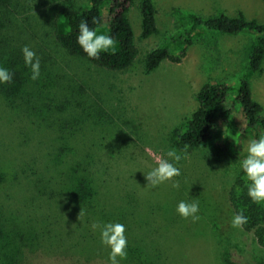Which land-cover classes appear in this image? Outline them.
Instances as JSON below:
<instances>
[{"label": "rangeland", "instance_id": "rangeland-1", "mask_svg": "<svg viewBox=\"0 0 264 264\" xmlns=\"http://www.w3.org/2000/svg\"><path fill=\"white\" fill-rule=\"evenodd\" d=\"M7 2L13 47L30 46L60 74L50 91L59 108L46 120L32 111V97L14 105L0 98V264H109L110 250L92 227L109 220L126 225L128 257L121 264H264L254 236L231 225L229 193L243 179L239 162L249 139H257L245 131L238 106L229 126L219 123L213 140L188 151L175 178L179 189L171 183L145 188L144 175L166 158L167 148L177 149L176 133L198 109L195 96L206 84L233 87L226 105H234L257 36L200 30L190 46L172 44L170 55L180 62L167 59L152 73L145 71L147 55L189 26L185 13L264 23V0H153L157 32L148 39L141 38L136 0L127 16L139 55L123 72L90 67L58 46L54 34L65 29L60 7H83L87 0ZM248 81L264 118V62ZM78 90L82 99L71 95ZM73 169L86 174L95 191L93 214L73 199L78 180L67 175ZM194 199L200 203L196 223L175 211L179 201Z\"/></svg>", "mask_w": 264, "mask_h": 264}, {"label": "trees", "instance_id": "trees-1", "mask_svg": "<svg viewBox=\"0 0 264 264\" xmlns=\"http://www.w3.org/2000/svg\"><path fill=\"white\" fill-rule=\"evenodd\" d=\"M135 1L87 0L86 5L79 8H74L72 5L61 6L59 13L65 21V29L63 32L54 34L58 46L71 58L90 67L113 72H123L130 69L139 55L133 27L127 16ZM139 1L142 18L141 38L148 39L157 32L156 11L153 0ZM7 4V0H0V65L12 71L14 77L13 83L0 85V98L7 104L14 105L19 100L27 102L32 97V111L37 114L38 110L40 112L39 118L46 120L49 118V110L59 108L55 103L57 99L51 97L50 91L57 88L55 85L60 72L40 59L41 77L37 81L30 80L28 69L24 67L21 52L24 46L16 43L13 47L10 33L6 32L10 15L6 10ZM104 7H108L106 20L102 13ZM184 16L189 26L176 37L169 38L162 46L149 53L145 58L144 66L147 73L154 72L167 59H171L175 63L180 62L181 58H174L170 55L172 44L183 41L185 46H190L192 44L191 36L200 30L228 36L249 33L255 34L257 37L253 43L249 61L244 67V73L236 88L234 105H226L229 95L235 91L233 87L226 83L206 84L195 96L199 105L198 109L186 121L184 128L176 133L175 145L177 149H183L187 145L188 151H194L213 140L217 134L216 129L219 123L226 126L230 125L235 106L242 110L246 122L245 131L254 133L258 139L260 131H264V118L261 116V106L253 99L248 76L258 72L264 62V23L255 20L248 21L243 15L230 17L222 14L209 19H203L194 13H185ZM92 17L100 19L102 25L107 21L110 34L117 40L116 51L103 54L98 60L88 59L76 42L77 25L81 20H88L90 23ZM90 26L95 27L91 23ZM71 95L78 99L83 98V92L80 90L77 91L76 96L74 91H71ZM77 164L80 165L79 162ZM67 175H73L74 180H78L77 188L74 189L72 194L73 199L82 211L87 210L86 214H93L95 210L93 202L95 191L89 185V181L85 179L87 175H79L76 169L69 171ZM45 178L46 176L42 174L43 184H46ZM58 184L60 185V183ZM244 184L245 181L239 179L230 190L228 200L234 213L244 210L245 215L248 217V223L243 230L252 234L258 245L264 249V209L250 201ZM48 186H51V184L47 185V189Z\"/></svg>", "mask_w": 264, "mask_h": 264}, {"label": "clouds", "instance_id": "clouds-1", "mask_svg": "<svg viewBox=\"0 0 264 264\" xmlns=\"http://www.w3.org/2000/svg\"><path fill=\"white\" fill-rule=\"evenodd\" d=\"M95 25V27H91ZM81 20L77 25L76 42L83 50V53L90 60H98L101 55L114 53L117 47V40L110 34V30L103 26L101 20L92 17L91 22ZM24 67L28 69L31 81H37L41 77V61L37 53L28 45L21 49ZM14 73L7 67L0 65V85L13 83ZM225 134V133H224ZM247 153L244 159L239 162V172L242 173L247 188V197L253 204L264 206V135L258 139H249L246 148ZM188 146L177 150L169 147L165 151L166 158L156 161V166L144 173L147 187L156 189L161 185L171 183L175 189L180 188L179 180L181 176L179 167L182 160L187 158ZM235 182L231 178L229 187ZM176 213L183 219H190L196 223L201 220L200 203L198 200H181L176 205ZM248 223V217L244 210L236 211L232 217L231 225L234 229L243 231ZM94 229H99V241L102 246L109 249V264H121L128 257V237L126 235V225L120 222H96L92 225Z\"/></svg>", "mask_w": 264, "mask_h": 264}]
</instances>
